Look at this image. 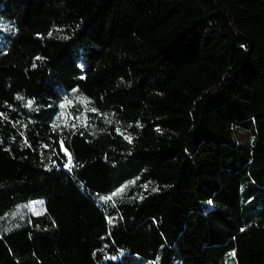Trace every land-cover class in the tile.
Listing matches in <instances>:
<instances>
[{"label":"trees","instance_id":"trees-1","mask_svg":"<svg viewBox=\"0 0 264 264\" xmlns=\"http://www.w3.org/2000/svg\"><path fill=\"white\" fill-rule=\"evenodd\" d=\"M0 17V264H264V0Z\"/></svg>","mask_w":264,"mask_h":264},{"label":"rangeland","instance_id":"rangeland-1","mask_svg":"<svg viewBox=\"0 0 264 264\" xmlns=\"http://www.w3.org/2000/svg\"><path fill=\"white\" fill-rule=\"evenodd\" d=\"M12 35V24L4 17H0V47L4 46L6 40L9 36ZM234 137L239 140H249L251 138L250 134L244 129H236L234 133ZM257 204L253 203L252 206H256ZM28 208V205L26 206ZM25 208L19 207L7 218V221L15 222L18 219H23L25 214ZM264 210L263 205H258L257 210L253 214L245 215L247 219H251L253 222L259 225H264ZM143 264H148L144 262Z\"/></svg>","mask_w":264,"mask_h":264},{"label":"snow or ice","instance_id":"snow-or-ice-1","mask_svg":"<svg viewBox=\"0 0 264 264\" xmlns=\"http://www.w3.org/2000/svg\"><path fill=\"white\" fill-rule=\"evenodd\" d=\"M33 66H35V65H33ZM29 103H31V101H30ZM63 106H64V105L61 103L60 107H63ZM94 111H95V110H94ZM61 143L63 144L64 142L61 141ZM65 152L67 153V149H65ZM69 159H70V157H69ZM64 166H65V167H68L67 164H65ZM69 170H71V169H69ZM209 203H211V201H209Z\"/></svg>","mask_w":264,"mask_h":264},{"label":"water","instance_id":"water-1","mask_svg":"<svg viewBox=\"0 0 264 264\" xmlns=\"http://www.w3.org/2000/svg\"><path fill=\"white\" fill-rule=\"evenodd\" d=\"M69 155V154H68Z\"/></svg>","mask_w":264,"mask_h":264}]
</instances>
